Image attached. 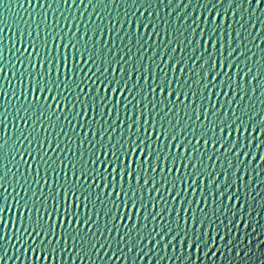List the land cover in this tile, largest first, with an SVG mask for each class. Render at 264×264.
I'll return each mask as SVG.
<instances>
[{"label": "water", "instance_id": "water-1", "mask_svg": "<svg viewBox=\"0 0 264 264\" xmlns=\"http://www.w3.org/2000/svg\"><path fill=\"white\" fill-rule=\"evenodd\" d=\"M0 221V264H264V0H0Z\"/></svg>", "mask_w": 264, "mask_h": 264}, {"label": "snow or ice", "instance_id": "snow-or-ice-1", "mask_svg": "<svg viewBox=\"0 0 264 264\" xmlns=\"http://www.w3.org/2000/svg\"><path fill=\"white\" fill-rule=\"evenodd\" d=\"M161 96H163V92H161ZM169 98H171V94H169ZM177 99H179V97H177ZM145 135H147V133H145ZM132 147H137V145H132ZM122 152V156L123 159H121L120 157H114V162L117 165V167L119 168L120 165L123 163L125 165L128 164V156H129V152H125L123 149H121ZM133 156V160L135 158V154L132 153ZM149 159H151V157H149ZM158 163V161H157ZM109 167H111V164L109 165ZM143 170V165L140 166V168L136 169L137 172H141ZM129 171V169L127 167L124 168L123 172H121V176H123L125 173H127ZM129 179H131V176H129ZM74 183H75V179H74ZM139 183V181H138ZM71 195L73 201H75V199H77L76 193L72 191L71 187H69L68 192L65 194V198H64V202H65V206L68 203V196ZM83 194H81L82 196ZM134 207V206H133ZM65 211L67 212V207H65ZM3 222L0 221V224H2Z\"/></svg>", "mask_w": 264, "mask_h": 264}]
</instances>
